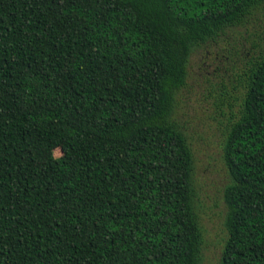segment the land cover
Listing matches in <instances>:
<instances>
[{
	"label": "trees",
	"instance_id": "16d2710c",
	"mask_svg": "<svg viewBox=\"0 0 264 264\" xmlns=\"http://www.w3.org/2000/svg\"><path fill=\"white\" fill-rule=\"evenodd\" d=\"M255 18L264 0H0V264L203 263L177 110L190 57L210 47L235 92L218 264H264Z\"/></svg>",
	"mask_w": 264,
	"mask_h": 264
},
{
	"label": "rangeland",
	"instance_id": "374dc122",
	"mask_svg": "<svg viewBox=\"0 0 264 264\" xmlns=\"http://www.w3.org/2000/svg\"><path fill=\"white\" fill-rule=\"evenodd\" d=\"M261 20L264 21V18ZM253 32L264 34L263 21ZM232 43V41H231ZM229 60L218 48H202L190 57L186 85L178 99V117L185 124L195 158L200 217L204 234L203 263L218 264L226 240L222 190L228 173L220 157V140L228 117L229 96L235 94L226 74ZM56 157L60 152H54Z\"/></svg>",
	"mask_w": 264,
	"mask_h": 264
}]
</instances>
